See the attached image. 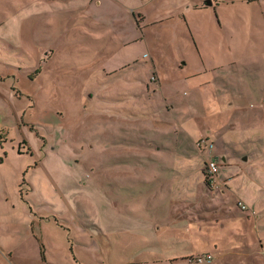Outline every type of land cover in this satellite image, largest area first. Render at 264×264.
<instances>
[{
  "label": "rangeland",
  "instance_id": "obj_1",
  "mask_svg": "<svg viewBox=\"0 0 264 264\" xmlns=\"http://www.w3.org/2000/svg\"><path fill=\"white\" fill-rule=\"evenodd\" d=\"M206 1L0 0V264L215 258L205 237L219 212L168 196L175 131L208 125L180 99L217 77L208 90L245 108L233 128L264 127V0Z\"/></svg>",
  "mask_w": 264,
  "mask_h": 264
},
{
  "label": "crops",
  "instance_id": "obj_2",
  "mask_svg": "<svg viewBox=\"0 0 264 264\" xmlns=\"http://www.w3.org/2000/svg\"><path fill=\"white\" fill-rule=\"evenodd\" d=\"M126 64L128 67L130 62L123 64L124 66L122 65L119 70L126 67ZM215 78H211L209 83L207 82L208 84L199 98L193 96L191 100L180 99L183 105L179 111H183L187 115L191 111V109L189 110L191 105H199L204 110L208 125H206L207 128L204 133H199L195 123L192 122L195 130L187 125V129L179 131V133L175 131L179 140L175 144L174 159L171 165H173V171L177 176L168 184L170 191L168 196L170 202H176V197L182 194L185 202H189L188 208L195 206L192 202L202 201L206 202L211 210H214L215 207V211L219 212L215 215L214 222H208L211 238L205 237L210 246L209 249L204 250L215 252L212 264H226L225 259L228 260L231 257L234 260L248 257L253 262L255 261L254 264L256 262L259 264L260 261L264 264L263 254H261L264 251V127H258V130H253L251 133H249V129H245L241 133L237 132L233 128V125H236L233 122H236L237 119L230 121L229 119L232 113L241 112L245 108L237 102L234 103L235 99L230 100L229 97L225 96L221 98L223 89L212 87V92L208 90L207 87L211 86ZM156 89L159 93L161 92L158 86ZM161 96L165 100L164 108L170 112L172 105L166 102L167 92ZM194 108L196 112L192 109L191 116L195 117H190V120L197 119V115L202 114L199 108ZM262 115L260 113L259 121L264 126ZM241 118L245 124L248 123L249 120L246 116ZM199 121L202 123L205 120L201 118ZM209 125L211 126L209 127ZM182 136L188 139L183 141ZM156 149L158 150L159 147ZM207 159L215 161L219 170L210 185L204 182L202 171ZM153 160L157 159L153 157ZM180 160L185 161V164H181ZM186 160L188 161L186 162ZM199 171L202 174V181L198 180L199 176L195 179L193 175L194 172ZM181 175L183 176L179 179L178 176ZM184 178L185 180L181 181ZM193 178L196 184L193 183ZM192 191L195 195L192 194ZM214 200L216 202L221 200L220 208H218L219 204L213 203ZM237 201L246 204L247 209L238 207ZM205 213L207 220L213 218L210 212ZM35 246L38 251V259L47 262L44 246L39 243ZM230 254L235 256H229Z\"/></svg>",
  "mask_w": 264,
  "mask_h": 264
},
{
  "label": "trees",
  "instance_id": "obj_3",
  "mask_svg": "<svg viewBox=\"0 0 264 264\" xmlns=\"http://www.w3.org/2000/svg\"><path fill=\"white\" fill-rule=\"evenodd\" d=\"M125 66H127V64L125 65ZM154 79V77L152 76L151 77V80H153ZM207 163V162H206ZM206 163H205V166H206ZM204 182L207 184V185H209V178L206 176V175H208L207 174V172H206V168L204 169ZM206 177H207V179H206ZM206 254H210V253H208V252H200V253H197V254H195V255H190V256H188V258L187 259H189L188 261H189V263L191 264V263H193V264H212L211 262H212V256H211V258H209V259H206L205 258V255ZM211 255V254H210ZM198 257H203L204 259H203V261H201V262H199V261H197V258ZM212 259V260H211Z\"/></svg>",
  "mask_w": 264,
  "mask_h": 264
},
{
  "label": "built area",
  "instance_id": "obj_4",
  "mask_svg": "<svg viewBox=\"0 0 264 264\" xmlns=\"http://www.w3.org/2000/svg\"><path fill=\"white\" fill-rule=\"evenodd\" d=\"M206 162L207 163H206L205 168H206L207 174L208 175H214L216 173L217 169H218L216 162L213 161V160H207ZM238 205H241V202H238ZM241 208L244 209L245 205H241ZM205 258L206 259L211 258V255L210 254H206ZM203 259H204L203 257H198L197 261L201 262V261H203Z\"/></svg>",
  "mask_w": 264,
  "mask_h": 264
},
{
  "label": "water",
  "instance_id": "obj_5",
  "mask_svg": "<svg viewBox=\"0 0 264 264\" xmlns=\"http://www.w3.org/2000/svg\"><path fill=\"white\" fill-rule=\"evenodd\" d=\"M206 4L210 5V4H211V2H210L209 0H207V1H206Z\"/></svg>",
  "mask_w": 264,
  "mask_h": 264
}]
</instances>
